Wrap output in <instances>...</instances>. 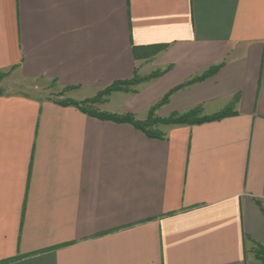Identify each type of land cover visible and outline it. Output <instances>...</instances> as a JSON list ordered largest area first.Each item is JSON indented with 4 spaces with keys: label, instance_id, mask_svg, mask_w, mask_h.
I'll list each match as a JSON object with an SVG mask.
<instances>
[{
    "label": "crops",
    "instance_id": "1",
    "mask_svg": "<svg viewBox=\"0 0 264 264\" xmlns=\"http://www.w3.org/2000/svg\"><path fill=\"white\" fill-rule=\"evenodd\" d=\"M10 69L76 103L163 73L107 96L104 113L139 122L177 89L160 118L233 114L153 139L74 106L0 96V264H261L264 0H0V72ZM116 95L128 97L120 110Z\"/></svg>",
    "mask_w": 264,
    "mask_h": 264
},
{
    "label": "trees",
    "instance_id": "2",
    "mask_svg": "<svg viewBox=\"0 0 264 264\" xmlns=\"http://www.w3.org/2000/svg\"><path fill=\"white\" fill-rule=\"evenodd\" d=\"M212 73L213 72L211 71L209 74H206V76H209ZM162 74L163 73L151 75L147 78H138L136 74H134V76L131 77L129 81H121V82L118 81L116 83H113L111 86L106 88L103 92L98 93L95 99L87 100L85 102H79V103H76L73 101L72 102L62 101L58 103L61 104L62 106H74L78 108L82 113L90 117L96 118L98 120H101V121H109V122H114V123H119V124H128L132 126V128H135L136 130L142 132L148 138H153V139H160L162 138V135H160V133L158 134L154 132H149L148 129L150 127L159 126V125L160 126H198V125H202L205 123L222 120L233 114L231 110H227V111L214 114L212 116H204L202 115V110L200 108H195L186 113L172 115L165 119H159L155 117L154 114L162 106H164L165 104L169 102L170 95L174 93L175 91H177L178 89L167 94L163 99L158 101V103L156 102V104L149 109L147 118L144 122L136 121L133 115H129V114L122 115V116H116V115H110V114L103 113V112L89 113L82 106V104H85V103H89V105L96 104L97 101H100L99 98H101V96H109L113 93L136 94L135 87L151 79H155V77L157 78L158 76ZM206 76L193 79L185 83L183 86H181V88L186 87L192 83L199 82L202 79H204ZM262 213L264 216V210L262 211ZM252 252H253L255 260L261 264H264V243L262 245H255Z\"/></svg>",
    "mask_w": 264,
    "mask_h": 264
},
{
    "label": "rangeland",
    "instance_id": "3",
    "mask_svg": "<svg viewBox=\"0 0 264 264\" xmlns=\"http://www.w3.org/2000/svg\"><path fill=\"white\" fill-rule=\"evenodd\" d=\"M151 76V75H150ZM138 77V76H137ZM140 78V77H138ZM136 88V87H135ZM104 91V90H103ZM100 91L99 93L103 92ZM70 90L59 89L54 82L43 80H29L21 77V75L14 69L5 70L0 72V96H22L36 101L50 100L55 102L73 101L78 98L72 99ZM96 97L92 98L95 99ZM125 95H116L109 103V107L112 109H119L121 106V100L127 99ZM87 99V100H92ZM100 101L96 104L89 105V103L82 104L83 108L89 113L105 112L107 110V96H101ZM84 100L82 102H85ZM157 116V112L154 114ZM165 126L150 127L149 132L160 133ZM254 249V248H253ZM252 249V251H253Z\"/></svg>",
    "mask_w": 264,
    "mask_h": 264
}]
</instances>
